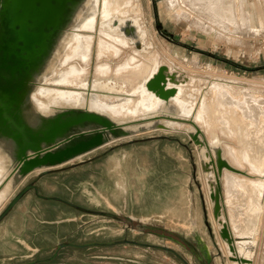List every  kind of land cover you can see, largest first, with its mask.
Returning <instances> with one entry per match:
<instances>
[{"label":"rangeland","instance_id":"rangeland-1","mask_svg":"<svg viewBox=\"0 0 264 264\" xmlns=\"http://www.w3.org/2000/svg\"><path fill=\"white\" fill-rule=\"evenodd\" d=\"M171 1H133L132 9L137 7L139 10L137 14H133L131 11L130 17H136L139 20L140 27L145 34V43L151 45L148 55L139 53L131 43L121 45V42L112 41L111 38L108 39L107 36H104L106 33L101 24L105 22L101 15L102 3L100 4L101 10L99 8L100 12L96 14V20L92 23V29H89L87 24L82 25L79 29L75 28V19L65 33L56 57L49 65L39 85H34L25 96V102L32 101L37 116L43 112H46L45 115L56 112L66 116L73 111L86 112L89 109L84 106L77 109L70 104L66 105L64 101L60 104H45L46 92L49 95H55L56 92L85 93V96L89 98L96 95L103 103H111L112 107L117 109V115L110 111H106L102 115L117 122V126L123 130V133L106 139L100 147L79 158L62 166L48 169L49 176L45 183V192L69 202L77 208L55 201H46L50 202L47 203L49 206L47 211L51 213V216L57 212L62 213L64 221L56 224L50 223L47 226L48 238H35L34 241H31L33 250H30L26 258H18L15 261L0 264L30 262L41 264L49 259H53L51 263L57 264H183L171 253L130 244L83 249L64 248L57 256H54L55 248L63 243L86 245L126 240L157 247H167L188 264H200L187 243L195 247L201 255L200 249L191 242V237L186 236L184 229L178 226L183 224L188 226L190 217L197 226L199 236L211 251L210 261H206L201 255L204 262L206 264H235L229 262L231 255L227 245L219 235L221 224L217 223L213 217V204L210 197L209 179L204 168L205 162L209 164L211 175L219 186L221 223L226 224L235 241L237 238L239 240V232L237 233V230L233 228L232 222V214L237 207H230L229 204L235 203V201L242 203H239L241 206L238 204L240 207L245 204L242 207L245 209L243 210L244 215H241L245 218L239 216L240 223L244 224L242 219L246 220L247 218V220L255 221L254 224L258 229L251 262L252 264H264V171L262 174L259 171L255 173L256 171L253 172L255 166L250 165L251 168H249L246 164L252 160V152H246L251 148L250 144H247L250 148L246 150L244 147L243 149L246 150L244 152L246 155L248 154V158L250 155L249 159L251 160L248 161L249 159H246L245 155L246 161L242 160L245 163H238L241 160L239 156H234L233 153L237 151L240 154V148L243 147L241 146L243 144L235 143L236 139L230 133V128L233 129L232 124L229 125L233 123V127L237 128L239 124L241 126L242 121H245L244 117L250 118L249 124L254 126L250 127L249 125L251 133L248 131L249 127L246 128L245 133L250 135L247 139L249 142H246H252L251 146L254 145L253 142L255 145L262 142L258 135H264V0H260L262 3L259 0H241L242 3L238 6H240V16L244 26L238 24L233 26L234 24L229 22V19L211 13L202 15L191 8L192 6L185 8L186 6L181 0ZM173 3L176 5H173L169 11ZM176 8L177 14L180 13V16L173 15L174 11H177ZM181 8L185 9L182 10ZM82 28L85 32L81 30ZM77 34L86 43L92 42V45L84 57L73 56V58L75 57L73 59L71 56L69 59L67 56L71 51L70 48L66 49V45ZM102 40L110 43L111 46L114 45L116 52L99 53L98 44ZM71 58L76 60L72 61ZM130 58L133 59L132 65L127 61ZM151 59L157 62L159 73L163 69L161 66H166L171 72L180 74L183 79L187 78L184 86L188 87V92L191 94L195 93V97L198 99L195 101L196 105L193 106L192 116L186 117L179 113L174 117H162L155 116V111L148 112L141 109H137V112L135 111L133 114L132 112L119 111V108L121 109V106L125 104L120 100L130 99L133 102L140 100L139 92H132V90L139 88L138 86L143 83L142 77L128 78L131 68H127V66H137L141 62ZM4 62L10 65L13 61L9 57L4 60V54L0 50V68ZM101 66H107L108 72L103 73L101 71L102 74L100 70L98 71ZM73 67H75L74 72L67 73L65 77V80L68 81L72 79L69 84H65V82L60 84L58 78ZM115 69L117 70L115 71ZM97 80L115 83L118 91L107 93L95 90L93 85ZM73 81L74 83H72ZM128 82L131 83L130 86ZM121 87L123 89H119ZM40 88L45 90L41 91ZM214 88L224 90L230 88L233 92L238 90L237 93L239 94L236 96H238L240 103L235 111V117L239 119L236 123L234 119L231 121V116L227 118L226 114H223L226 119L220 118L221 120L224 119L222 123H224L223 121L226 122L227 119L231 121L227 120L228 123L226 124L228 125H224L217 123L219 118L209 116L208 120L210 124L212 123V127L209 125L212 130L207 131L206 126H202L201 122L197 121L199 115L197 113L201 110L203 103L212 98ZM46 89L48 90L46 91ZM49 89H51L50 91H57L49 93ZM42 92H45L42 94L45 96L38 95ZM33 99L35 101L38 99V102L40 99L41 102L39 103L41 104ZM232 102V97H225V103L231 104ZM119 104L120 107H118ZM47 107L49 108L47 109ZM46 109L47 111H45ZM213 119H217L216 122ZM165 121L168 123V127L151 126L154 123ZM260 127L263 128L262 132H259L262 130ZM94 131V129L87 127L77 134L70 135L67 133L66 136L60 137L56 143L44 147V152H53L66 146L74 136L90 134ZM212 134L218 137L221 143L220 147L225 154V160L236 172L223 171L220 173L218 171L212 149ZM193 135L203 142L204 148L196 143ZM254 135L255 139L257 138V143L256 140H251ZM235 149L236 151H234ZM7 152L6 145H0V166L3 168L0 193L14 180L17 173L16 166L12 165V159H6L9 153ZM241 152L243 153V151ZM28 157L33 158L34 154L30 153ZM36 177L37 173L34 172L15 182L0 205V214L11 199ZM242 180L244 182L250 181L249 183L252 181V184L255 185L252 186L256 187L255 192H253L256 197L254 195L250 197V204L256 200L255 203L258 201L257 207L255 203L252 206L248 204V196H251V193H249L250 195H243L242 192H239L242 190L239 189L240 186L233 187L236 182ZM255 182L257 185L259 183L261 188ZM237 191L239 197L241 196L239 201L235 198ZM244 196H246L244 198L246 200L243 204L242 198ZM230 197H234V202L232 200L231 203L229 202L232 199ZM248 205L252 208L247 209L250 208L246 207ZM239 206L238 208H240ZM96 213H105L107 216ZM250 214L253 219H250ZM131 217H135L137 220H130ZM143 218L152 221L147 223L144 230H140L141 223L138 220Z\"/></svg>","mask_w":264,"mask_h":264},{"label":"bare ground","instance_id":"bare-ground-1","mask_svg":"<svg viewBox=\"0 0 264 264\" xmlns=\"http://www.w3.org/2000/svg\"><path fill=\"white\" fill-rule=\"evenodd\" d=\"M2 1H3V3L0 4L1 8H2V11L0 12V14L13 15L14 18H16L15 19L16 21L17 20H24L27 17H30L32 15H36V14L44 15L49 19L53 28L56 29L55 33L53 35H55L57 33V31L59 30V27H58L59 22H60V25L63 23L64 29L66 31H68L69 30V28H68L69 23H72L74 19H76L75 28L79 29L80 27H82V25L87 24L88 28L92 29L93 28L92 23L96 20L95 16H96V14H98L100 12L99 8L101 6L100 4L102 3V6H101L102 7V14L101 15H102L103 20H105V22L101 23V24H102V29L106 33V34H104V36H107L108 39L111 38L112 41L114 40L116 42H121V45L131 43L134 46V48L137 49V51H139V53L144 54V55L149 54V49H150L151 45L149 43H145V34H144V31L142 30V28L140 27L141 25L139 24V20L136 17H133V18L130 17L131 11H132L131 13L137 14L138 10H139L137 7H134L132 9L134 0H2ZM181 1L184 3L183 5L186 6L185 8H187L188 6H192L191 8L195 9L196 11H198V13H200L202 15H204V14L207 15L208 13H211V14H214L216 16L225 17V18L229 19L230 21L229 20L228 21L231 22L232 24H234L233 26H235L237 24L239 26H244V22L242 20V17L240 16V14H241V11L239 8L240 6H238V5H241V3H242L241 0H181ZM53 3L55 5H53ZM260 3H262V2L260 1ZM168 4H169V2H168ZM173 5L175 6L176 4L173 3L171 5L172 7L169 6L170 8L167 7V8H169V11L173 8ZM185 8H181V9L183 10ZM241 8H243V7H241ZM100 10H101V8H100ZM176 10H177V8H176ZM186 11H188V9H186ZM174 12L176 14L174 13L173 15H179L180 14V13L177 14L178 10L174 11ZM190 13H191V11H190ZM67 14H69L68 18H70V20H67L68 18L66 19ZM100 18H101V16H100ZM40 27L44 28L43 22L41 23ZM12 29H14V26ZM94 29H95V27H94ZM236 29H239V28H236ZM81 30H83V28ZM85 30H87V29H85ZM41 32H43V30ZM83 32H85V31L83 30ZM91 45H92V42L89 41L86 43V41L83 38H81V36L79 37V34H77L74 38H72V40L70 42H67L66 49L70 48V51H71L67 57L69 59L71 56H72V58H73V56L84 57L86 55V52L88 51V49H90ZM113 46H111L110 43H107V42L102 40L98 44V52L99 53L114 52V51L116 52V50ZM117 53H120V52L117 51ZM80 57H79V59H80ZM72 58H71V60H72ZM75 60H72V61H75ZM82 61H84V60H82ZM127 61H128V63L130 62V64L132 65V61H133L132 58H130ZM124 66H123V68L125 69ZM106 67L107 66H101L100 69H98V71L100 70V72L102 71L103 73H106V71L108 70V68H106ZM161 67L163 69L160 70V73H159V67L157 66V62L152 60V59L145 61V62H141L137 66H133V67L127 66V68H131V69H129L130 71H129V75H128L129 77L128 78L132 79L133 77H142L143 83L140 86H138L139 88L132 90V92L133 91H136V93H137V91L139 92L140 100L137 102H133L130 99L120 100V102H123L125 104H124V106L123 105L121 106L120 105L121 103L118 105V107L121 106V109L119 108V111L120 110L125 111V113L126 112H130V113L132 112V114H133V112H135L137 109L138 110L141 109L143 111H148V112L155 111L156 112L155 116H162V117H174V116H177L179 113H181L182 115H184L186 117L192 116L193 110H194L193 106L196 105L195 101L198 99H196L197 97H195V93L191 94L190 92H188L189 91L188 87L184 86V85H186L185 79H187V78L184 77L185 79H183V77L180 74H178L176 72H171L169 70V68L166 66H161ZM74 68L75 67H73V69H70L69 72L68 71L65 72L63 76L58 78L60 80V84H62L61 82H63V84H64V82H65V84H67V83L69 84L70 80H72V79H70L68 81V80H65L66 79L65 77H66L67 73L68 74L73 73ZM116 70L117 69H115V71ZM115 71H114V73H115ZM98 75H100V73ZM152 77H154V78L151 79ZM74 79H76V78H74ZM101 79H103V78H101ZM56 82H59V81H56ZM110 82L109 81L100 82L97 80L94 83L93 88L95 90L104 91L107 93L118 91L117 85L115 83L112 84ZM72 83H74V81ZM72 83H70V84H72ZM130 84L131 83H129V86H130ZM212 87H214V86H212ZM219 88L213 89L212 98L209 101H206L205 103L202 102L203 105L201 107V110L199 109L200 107H198V109L200 111H199V113H197V115L199 114L197 121L201 122L202 126H206V129H208L207 131L212 130L211 129L212 123L210 124L209 120H208L209 116L212 118H217V119L219 118L218 120L213 119L214 122H216V120H217L218 124H221L222 120H224V119H222V120L220 119L222 117L225 118L223 116V114H226L225 116L227 118H228V116L229 117L231 116V118H230L231 121H233V119H234V122H236V123H237V119H239V118L235 117V115H236L235 111L238 109L237 106L240 103L238 101V96H236L237 94H239V93H237L238 90L236 89L237 91L233 92L232 89H230L231 87L229 88V90H224V89H219ZM222 88H224V87H222ZM226 88L227 87L225 86V89ZM40 89H41V91L45 90L43 88H40ZM119 89H123V88L121 87ZM152 89H157L156 90L157 92L154 90L152 91ZM47 90L48 89H46V91ZM50 90L51 89H49V93L53 91V90L52 91H50ZM54 91H57V90H54ZM54 91H53V93H55ZM191 91L195 92L193 90H191ZM44 93L42 92V93H39L38 95H40V94L42 95ZM47 93L48 92H46V94H45L46 96L42 95V96H45V98H46L45 99L43 97L45 99V101L47 102V103L45 102V104H48V103L60 104V102L64 101V103L66 105L70 104L74 108L78 109L81 106H84V107H88L89 110H87L86 112H81L79 110L73 111L71 114L66 115V116H63L62 114H59L56 112H53L51 114L55 117L52 118V115H50V114L45 115L46 112H43V114H41L40 116H37V114L35 113V111L33 109V104H32L31 109H32V120L33 121H31V124H33V126L28 127V129L18 127V134L19 135L17 136V134H16V139L25 140V141H28L29 143H28L26 148L17 149L14 153V156L11 158L12 159V165L16 166V168H17V173H16L14 180L7 186V188L4 191H2L0 193V204L2 203V201L4 199L5 192H8L13 187L15 182H17L20 178H24V177H26L29 174L34 173V172H36V173L38 172L37 175H39L43 171H47L50 167L62 166L65 162L67 163L69 161H72L73 159L79 158L83 154V153L76 154V156H74L70 160L61 162V156L62 157L64 156V154H63L64 150H66L68 148L69 149L75 148L81 143L88 142L89 140H94L95 138H98V137L101 138L102 142L104 143V141L106 139H109L112 136H117V135L123 133V130H121L117 126V122L110 120L105 115H102V114H105L106 111H110L112 114L117 115L118 114L117 109L113 108L111 103H107V102L103 103L100 99H98V97L96 95H93L91 98H89V97L85 96V93L72 94L71 92H69V94L68 93L66 94V93H62V92H60V93L56 92L57 94L55 93V95H53V94L49 95ZM226 96L232 97L233 102L231 104L225 103V97ZM203 101H205V100H203ZM35 102H38V99ZM39 102H41L40 99H39ZM199 102L201 103V101H199ZM39 104H41V103H39ZM48 108L49 107H47V109ZM222 108H225V109H222ZM47 109L45 111H47ZM198 109H197V111H198ZM196 116H195V118H196ZM21 119H22V115H18L17 121L20 124L22 122H24V121H21ZM230 119L229 120L227 119V120L230 121ZM244 119H245V121H242L241 126H240L239 121H238L239 125L238 124L237 125L239 127H237V128L235 126L233 127V123L229 124V125L232 124L233 129L230 128V133L233 134V137H235L234 139L237 140V141L235 140V143L239 142L240 145H241V143L243 144V145H241V146H243L242 148L239 147L241 149V151H243V153L240 151V154H238V152L235 149L234 151H236V153L234 152L233 155L234 156L237 155V157L239 156V159L241 161L238 163H240V164L245 163L243 161H246V159H249L250 155L248 158V154L246 155V153L244 151H246L248 148L251 147L252 149L250 148V149H248L250 151L247 150L246 152L247 153L252 152V154H251L252 160L251 159L248 160V161L251 160L252 163L250 162L251 163L250 164L249 162H247L246 164L248 165V167L250 165L251 166L254 165L255 167H253L254 168L253 172L256 171L255 173H257L259 171V173L262 174V172L264 171V137H263L264 135L259 134V132L263 131V128H261L263 126V124L261 123L262 126L260 125L261 126L260 128L262 130H259V128H258V130H259L258 134L260 135V136L258 135V137L261 138L260 141L262 140V142H260V144H256V145L253 142L254 145L251 146L252 142L248 143L249 140H247L250 137V135H247V133H245V132L247 130L246 128L249 127V125H250V127L251 126L253 127L254 125L249 124L250 118L244 117ZM220 120H221V122H219ZM227 120H226V122L223 121L224 123H222V124L225 125L226 123H228ZM261 122H263V121H261ZM167 124L168 123L165 121V122L154 123L151 126L155 125V126H159V127L164 128V127H168ZM209 124L211 125V127ZM18 125L19 124H17V126ZM213 125L215 126V123ZM226 125H228V124H226ZM214 126H213V128H214ZM87 127L94 129L95 130L94 133L81 134V135L78 134L79 136H74L73 139L69 140V143L66 146L60 147V148L56 149L55 151H53L52 155L50 157L45 156L46 153L44 152V147L50 146V145L56 143L60 137L66 136L67 133L70 135L77 134L78 132L85 130ZM250 127L248 130L249 133L252 132V131L250 132ZM254 128L257 129V127H254ZM24 129L26 131H28L27 135H26V131ZM255 133H257V132H255ZM255 135H254V137L251 136L252 137L251 140L257 139V138L255 139ZM26 136H27V140L25 139ZM193 138L195 139V141L198 145H200L202 148L205 147L203 142L200 139H197L195 135H193ZM212 140H213L212 149L214 152L216 167H217L218 171L220 173H223V171L236 172V170L227 162V160L224 159L223 150L220 147V141L215 134H212ZM246 141H248V142H246ZM255 142L257 143V140ZM239 143H238V145H239ZM244 143H245V145H244ZM247 144H250V147ZM244 147L246 150L243 149ZM96 148H98V147H96ZM30 153L34 154L35 161H41V160L45 159L47 164L43 163V164H40L39 166L36 165L37 167L35 169L31 170V167H29V164L31 162H30V159L27 158ZM241 153L242 154L245 153V154L242 155ZM244 156L246 157V159ZM237 157H235V158H237ZM63 158H65V157H63ZM209 167H210L209 164L205 162L204 168L206 170L207 177L209 179L210 197H211L212 204H213V217L217 223L221 224V229L219 230V235H220V238L223 240V242L227 245L228 251L231 255V257H229V259H231V261H229V262H232L235 264H252L251 260H252L253 254H254V248L256 245V236H257V230L258 229H256V224H254L255 221L253 222L251 220H247V218H246V220L242 219V218H245V216L242 217L244 215L243 210H245V209H242V207L245 205L244 203H245L246 199L244 200V198L246 196H244L242 198V200L244 201L243 202L244 205H242V207H240L241 206L240 204H242V203L239 201V200H241L240 199L241 196L239 197V192H242L243 195H247V194L251 193V196H248V198H249L248 204H250V202H251L250 197H252L253 195L255 196V194L253 192H255L256 187L254 188L255 185L252 184V181H251V183H249L250 181L244 182L243 180L240 182H236L233 185L234 188L240 186L241 188H239V189H242V190H239V192L237 191V197L239 199L237 197H235L239 201L240 204L237 203V201H235L236 205H234L235 203L229 204L230 207H233V206L237 207L236 210H234L233 214H232V222L234 225L233 228H235V230H237V233L239 232V234H238L239 240L237 238V240L235 241L233 239V236L231 235L230 231L228 230L226 224H224L223 222L221 223V220H220V218H221V206L219 203V198H220L219 186H218V183L216 182V180L212 177L211 170ZM249 168H251V167H249ZM2 170H3V168L0 166V179L2 176L1 175ZM235 179H237V178H235ZM232 182H234V181H232ZM255 184L257 185L256 182H255ZM252 185H254V186H252ZM258 185H259V183H258ZM260 188H261V186H260ZM230 198H232V199H230L229 202L230 203L232 201L234 202V200H233L234 197H230ZM251 200L254 201L253 198H251ZM255 201L252 202V204H254ZM260 203H262V202H260ZM252 204H250V205L252 206ZM237 205L242 210L240 208H238ZM251 206L248 205L246 207H250L247 209H251L252 208ZM256 207H257V204H256ZM256 209H258V208H256ZM246 214L247 213L245 212V215ZM256 215H257V213H256ZM239 216L242 217L241 219H242V221H244V224L240 223ZM251 218H252V215L250 216V219ZM130 220L135 221L137 219L135 217H131ZM138 221L141 223L139 229L144 230V228L147 227V223H149L152 220L148 219V218L147 219L143 218V219H140ZM258 222H259V220H258ZM178 226L181 227L182 229H184L187 237L192 238L191 242L196 247H198L200 249V253L205 259H206L207 251L211 255V251H210L208 245L199 236L198 231H197V226L191 217H190V223L188 226H186L185 224L178 225Z\"/></svg>","mask_w":264,"mask_h":264},{"label":"flooded vegetation","instance_id":"flooded-vegetation-1","mask_svg":"<svg viewBox=\"0 0 264 264\" xmlns=\"http://www.w3.org/2000/svg\"><path fill=\"white\" fill-rule=\"evenodd\" d=\"M68 16L69 14L66 19ZM15 19L13 15L0 14V50L4 54V60L9 57L13 61L10 65L4 62L0 68V145H6L9 152L7 153L10 154L6 159L9 160L17 149L26 148L29 143L16 139V134L19 135L18 127L28 129L33 126L32 101L25 102V96L43 79L67 32L64 24L60 25L59 22V30L53 35L56 29L49 19L41 14L24 20ZM42 22L44 28L40 27ZM73 22L69 23L68 28ZM18 115H22L21 121L24 122L21 124L17 121ZM54 117L52 115V118ZM25 139L27 140V136ZM186 214L188 216V213ZM210 260L211 255L207 251L206 261Z\"/></svg>","mask_w":264,"mask_h":264},{"label":"crops","instance_id":"crops-1","mask_svg":"<svg viewBox=\"0 0 264 264\" xmlns=\"http://www.w3.org/2000/svg\"><path fill=\"white\" fill-rule=\"evenodd\" d=\"M223 157L225 159L224 151ZM48 176L38 181L39 194L48 198H56L44 190ZM34 181L36 179L32 182ZM7 193L5 192L4 198ZM47 203L50 202L39 199L34 192H29L0 223V263L26 258L30 250H33L31 241L35 238H48L47 226L50 223L56 224L64 221L62 213L57 212L51 216V213L47 211L49 209Z\"/></svg>","mask_w":264,"mask_h":264},{"label":"water","instance_id":"water-1","mask_svg":"<svg viewBox=\"0 0 264 264\" xmlns=\"http://www.w3.org/2000/svg\"><path fill=\"white\" fill-rule=\"evenodd\" d=\"M156 91L157 89H152V91ZM157 92V91H156ZM103 144L101 138H95L94 140H89L88 142L85 143H81L79 144L77 147L75 148H71V149H66L64 150L63 154L65 158H63L61 156V162L70 160L71 158H73L74 156H76V154H86L92 150H94L96 147H99ZM46 153V157H50L52 155V151H45ZM82 154V155H83ZM56 156V155H55ZM30 159V164L29 167H31L32 169H35L37 166L36 165H40V164H45L46 160L43 159L41 161H35V157L33 158H29ZM66 163V162H65ZM64 163V164H65ZM47 164V163H46ZM28 168V167H27ZM53 168V167H50ZM49 175V171H43L42 173H40L39 175H37L36 177V181L28 184L27 186H25L21 191H19L17 193V195H15V197H13L11 199V201L8 203L7 207L2 211V213L0 214V223L8 216V214L17 206V204L29 193V192H34L35 195L44 201H55V202H59L61 204H64L66 206L72 207V208H77L75 207L73 204L63 201L61 199L58 198H48V197H44L42 195L39 194V190L37 187V183L38 181ZM82 211H84L83 209H80ZM88 213H93V212H89V211H85ZM98 215H103V216H107L105 213H96ZM120 244H130V245H134V246H141V247H146V248H152V249H159L168 253H171L173 255H175L183 264H188L187 262H185L181 257H179L174 251H172L171 249H168L167 247H157V246H153V245H146V244H140L137 242H132V241H117V242H110V243H92V244H86V245H74L71 243H63L58 245L55 248V253L54 256H57V254L64 248H75V249H83V248H89V247H112V246H116V245H120ZM188 246H190L191 250L193 251L194 255L197 257V259L199 260L200 264H206L203 260V258L201 257V255L199 254V252L195 249V247H193L192 245H190L189 243H187ZM53 259H49L44 261L41 264H57V263H51ZM25 264H40L39 262H30V263H25Z\"/></svg>","mask_w":264,"mask_h":264}]
</instances>
